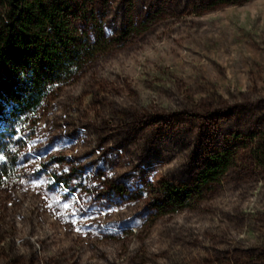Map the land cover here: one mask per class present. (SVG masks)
Listing matches in <instances>:
<instances>
[{
    "label": "rangeland",
    "instance_id": "rangeland-1",
    "mask_svg": "<svg viewBox=\"0 0 264 264\" xmlns=\"http://www.w3.org/2000/svg\"><path fill=\"white\" fill-rule=\"evenodd\" d=\"M71 2L93 53L0 123V264H264V0Z\"/></svg>",
    "mask_w": 264,
    "mask_h": 264
},
{
    "label": "trees",
    "instance_id": "trees-1",
    "mask_svg": "<svg viewBox=\"0 0 264 264\" xmlns=\"http://www.w3.org/2000/svg\"><path fill=\"white\" fill-rule=\"evenodd\" d=\"M74 17L71 0H0V123L6 130L16 132L50 88L70 78L93 53L94 43L77 35ZM7 143L0 136V148ZM231 166V151L213 155L198 179L216 180ZM171 188L169 194L179 197Z\"/></svg>",
    "mask_w": 264,
    "mask_h": 264
},
{
    "label": "snow or ice",
    "instance_id": "snow-or-ice-1",
    "mask_svg": "<svg viewBox=\"0 0 264 264\" xmlns=\"http://www.w3.org/2000/svg\"><path fill=\"white\" fill-rule=\"evenodd\" d=\"M65 207H67V205H65ZM79 231V229H77Z\"/></svg>",
    "mask_w": 264,
    "mask_h": 264
}]
</instances>
